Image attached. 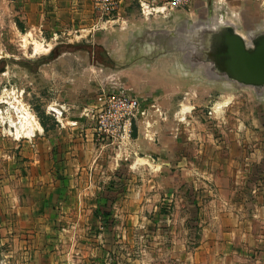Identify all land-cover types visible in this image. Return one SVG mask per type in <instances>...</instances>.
Instances as JSON below:
<instances>
[{"label": "rangeland", "instance_id": "374dc122", "mask_svg": "<svg viewBox=\"0 0 264 264\" xmlns=\"http://www.w3.org/2000/svg\"><path fill=\"white\" fill-rule=\"evenodd\" d=\"M200 1L218 0H192L183 10L194 13ZM220 1L233 11L260 6L264 14V0ZM20 8L0 0V115L17 121V106L52 128L51 107L65 105L63 116L78 123L54 132L58 155L46 163V185L27 186L21 177L30 181L37 169L24 156L25 138L10 135L0 118V264H24L21 239L4 227L30 196L57 200L46 241L62 258L82 259L93 249L96 260L113 264H264V101L248 88L176 84L156 68L122 69L125 62L107 60V34L40 33L23 22ZM120 86L144 101L145 113L125 140L99 137L82 110L103 87ZM9 150L15 169H24L15 178L7 173ZM6 185L25 202L10 204Z\"/></svg>", "mask_w": 264, "mask_h": 264}, {"label": "water", "instance_id": "95a60500", "mask_svg": "<svg viewBox=\"0 0 264 264\" xmlns=\"http://www.w3.org/2000/svg\"><path fill=\"white\" fill-rule=\"evenodd\" d=\"M249 5L233 11L224 1H200L194 13L175 9L129 20L108 30L101 46L107 60L125 62L122 69L156 68L176 84L192 79L218 89L248 88L264 101V14ZM172 44L178 47L167 50Z\"/></svg>", "mask_w": 264, "mask_h": 264}, {"label": "crops", "instance_id": "0c3cea01", "mask_svg": "<svg viewBox=\"0 0 264 264\" xmlns=\"http://www.w3.org/2000/svg\"><path fill=\"white\" fill-rule=\"evenodd\" d=\"M7 4L18 5L21 7L20 9V17L24 19V23L27 26H30L32 29L39 31L40 33L45 34H57L58 32L62 34H71L72 32H92L94 30V35L98 32L107 33L108 29L114 28L117 24H124L126 21H135V19H146L144 18L138 8L136 0H125L120 9L119 15H113L110 22L105 23V19L99 16L93 9L92 0H3ZM153 18V17H152ZM107 30V31H106ZM85 33V35H86ZM84 34V33H82ZM59 108L64 109L65 105H58ZM61 109V110H62ZM38 120V119H37ZM56 127H48L44 128L42 123L39 121L42 131H36L34 136L26 137L23 140L24 145L22 149L25 150V153L28 152V155H24L29 157L31 161H27L24 157H20L21 160L24 159V163H29L32 168L37 169V175L33 176V178L28 181L30 178L28 175L24 178L21 177V180H27V186H38V183H45L44 178L50 173L47 172L50 168L47 167V162L50 157L57 156L53 154V150L56 151L58 148L55 146L56 143V135L55 131L59 133L60 129L70 128L74 129L78 120H75L71 117H64L63 115L56 119ZM77 122V123H76ZM67 124V125H65ZM135 128V125L133 129ZM12 135V134H10ZM37 137V140L35 138ZM18 138V137H16ZM10 145L15 144L14 146H20L21 139L10 138ZM44 140H49L50 146L52 148V154L49 155L47 149H44V145L46 144ZM22 153V151H20ZM5 156L10 160L7 163V173L9 178H15L16 172L18 170L22 175L24 173V169H15L17 167V155L16 152L13 153V150H9ZM53 162V160H52ZM21 165V161L19 162ZM47 167V169H45ZM32 169V172H33ZM34 169V171L36 170ZM23 171V172H22ZM29 172V171H28ZM35 173V172H34ZM41 181H37V180ZM47 181V180H46ZM43 183V186L46 184ZM16 185V183H14ZM11 183L10 185H14ZM53 183L50 185L52 186ZM42 186V187H43ZM9 188V185H6ZM9 190V199L8 202L14 203V205H21L25 202V197L22 196H12L13 189ZM29 206L22 207L19 211L20 206L17 207V213H9L7 215V224L10 227L4 229L10 233V236L13 239H21V252L24 254V264H113L112 262L106 261V259H98L96 260L95 251L92 249L88 255H83L79 259H69L66 256L60 255V251L56 249L52 242H47L49 240L48 230L49 223L48 220H53L52 213L54 212L53 204L57 201L54 198L50 197H36L30 196ZM17 201V202H16ZM40 205H45V213L40 212ZM49 205V208L47 207ZM14 207V206H12ZM16 208V207H15ZM48 209L51 210L48 213ZM14 210V209H13ZM44 214L46 215V221L43 219ZM256 216V214H254ZM12 218H17L23 223V228L17 230L16 223L12 221ZM258 219L257 217H255ZM32 223V224H31ZM46 223L47 225H43ZM34 224V225H33ZM12 225L15 226L16 230L12 229ZM18 227V226H17ZM44 227V228H43ZM46 228V229H45ZM18 231V232H17ZM16 233V234H13ZM19 237V238H18ZM105 246L104 244L102 245ZM78 253V250H76ZM78 255V254H77ZM107 256V252L105 253ZM87 256V257H86ZM86 261V262H85ZM115 263V262H114ZM118 264V263H115Z\"/></svg>", "mask_w": 264, "mask_h": 264}, {"label": "built area", "instance_id": "2783aa9c", "mask_svg": "<svg viewBox=\"0 0 264 264\" xmlns=\"http://www.w3.org/2000/svg\"><path fill=\"white\" fill-rule=\"evenodd\" d=\"M125 0H92L93 9L105 23L110 22L113 15H119ZM141 15L146 19L157 15H165L171 10L185 9L192 0H136ZM144 101L124 87L100 89L94 102L82 110V116L95 124V132L99 137L125 140L131 136L134 124L143 111ZM56 118L63 115L62 110L51 107ZM58 114V116H57ZM120 140V141H121Z\"/></svg>", "mask_w": 264, "mask_h": 264}, {"label": "bare ground", "instance_id": "6f19581e", "mask_svg": "<svg viewBox=\"0 0 264 264\" xmlns=\"http://www.w3.org/2000/svg\"><path fill=\"white\" fill-rule=\"evenodd\" d=\"M227 102V101H226ZM226 104V103H225ZM13 107V106H12ZM222 107V104L219 105V108ZM17 111L21 112V115L19 114V118L17 121H14V119H11L10 116L0 115V118L2 119V122L5 124V130L13 135H19V136H31L34 134L35 130L39 131L42 129L39 121L37 120L36 116L33 114V116L27 112V110L24 108L14 107ZM9 112V110H8ZM1 121V120H0ZM22 134V135H20ZM17 136V137H19Z\"/></svg>", "mask_w": 264, "mask_h": 264}, {"label": "trees", "instance_id": "16d2710c", "mask_svg": "<svg viewBox=\"0 0 264 264\" xmlns=\"http://www.w3.org/2000/svg\"><path fill=\"white\" fill-rule=\"evenodd\" d=\"M70 46H71V45H70ZM41 123H42V125L44 126L45 129L48 128V125H47L44 121H42Z\"/></svg>", "mask_w": 264, "mask_h": 264}]
</instances>
